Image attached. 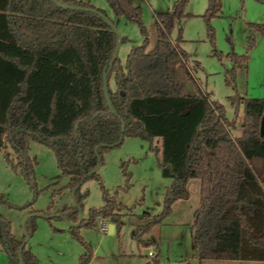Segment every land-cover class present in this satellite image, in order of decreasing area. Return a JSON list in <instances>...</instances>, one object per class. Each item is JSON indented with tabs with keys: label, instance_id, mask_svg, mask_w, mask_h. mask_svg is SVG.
Here are the masks:
<instances>
[{
	"label": "trees",
	"instance_id": "16d2710c",
	"mask_svg": "<svg viewBox=\"0 0 264 264\" xmlns=\"http://www.w3.org/2000/svg\"><path fill=\"white\" fill-rule=\"evenodd\" d=\"M56 1L59 4L0 0V153L11 147L12 152L6 151L7 163L33 184L36 161L28 155L29 141L50 148L60 174L69 179L67 187L74 199L57 216L70 223L79 220L77 207L83 210L86 193L81 186L88 179L99 182L103 204L89 208L78 225L69 227L86 249L79 264H87L92 251L78 228L94 226L98 219L109 220L115 229L120 223L123 206L107 193L97 167L103 164L105 151L121 144L117 143L121 135L148 140L162 177L170 179L161 212L147 215V222L134 232L139 244L154 243L142 236L164 220L176 200L188 198L186 184L194 178L199 180V206L192 228L199 263H264V186L250 164L254 158L264 159V99L238 95L235 82L236 70L246 65L247 55L227 54L233 59L224 72L233 91L228 99L235 115L240 106L243 113L241 134L233 136L235 119L227 118L224 105L211 100L192 75L189 54L179 44L181 30L170 38L176 19L188 15V0H175L169 10L155 13L157 39L151 49H147L141 6L133 0H106L117 19L136 23L144 37L131 46L124 65L116 57L112 67L109 62L118 37L103 18L105 12L90 0ZM220 11L221 0H208L203 16L211 41L214 32L209 21ZM248 25L252 33L264 31V22ZM103 74L111 108L103 91ZM186 84L195 87L193 94L185 93ZM121 167L127 187L130 173ZM4 198L0 194V202ZM38 216L31 210L25 221L29 239ZM24 239L15 236L11 221L0 213V243L10 263L39 264L29 239L21 247Z\"/></svg>",
	"mask_w": 264,
	"mask_h": 264
},
{
	"label": "rangeland",
	"instance_id": "374dc122",
	"mask_svg": "<svg viewBox=\"0 0 264 264\" xmlns=\"http://www.w3.org/2000/svg\"><path fill=\"white\" fill-rule=\"evenodd\" d=\"M175 0H133L142 8V21L148 37L147 49H151L157 39L156 12L167 11ZM96 8L103 10L108 19L115 21L120 36L126 39L120 43L118 61L124 65L132 45L142 43L144 37L138 25L117 19L106 0H90ZM208 0H188L185 11L188 15L176 19L170 32L175 39L181 30L179 42L189 54L188 66L198 87L211 100H218L225 107L228 119H235L233 136L242 131V107L237 114L228 97L232 89L226 85L224 72L233 65L227 54H246L247 63L236 70V92L243 97L264 99V31L252 33L248 23L264 22V0H221L219 15L209 21L213 27L211 41L207 33L204 13ZM253 45L249 47V37ZM195 62H199L195 66ZM110 86L114 89L113 76ZM195 87L186 84L185 93L193 94ZM153 144H158L154 141ZM150 142L139 137H124L121 144L108 149L103 154V164L98 172L100 181L110 196L122 204L120 223L112 233L102 231L99 222L111 224L109 220L98 219L97 224L78 228L79 235L91 248V259L87 264H147L155 258L158 264H200L195 250L192 228L193 215L199 206V180L189 179L186 188L187 199H178L164 220L153 226L142 238L154 243L143 246L133 237L138 226L147 222V215L161 212L165 187L170 179L162 177L157 166L155 153ZM6 151L0 153V194L5 198L0 202V213L12 224L17 238L23 235V219L31 210L40 213L36 218L37 228L29 239V246L38 258L39 264H79L80 256L86 252L80 240L69 232L70 224L57 216L63 206L73 205L67 187L68 177L62 176L56 164L53 151L47 146L29 141L28 155L35 159L34 183L30 184L19 169L14 170L6 161ZM130 173L129 185L121 165ZM264 186V159L250 161ZM86 195L83 200L82 216L89 208L103 204L99 182L88 179L80 188ZM32 202V205L23 208ZM152 253L153 256L149 255ZM0 264H11L0 243ZM202 264H250L227 260H206Z\"/></svg>",
	"mask_w": 264,
	"mask_h": 264
},
{
	"label": "water",
	"instance_id": "95a60500",
	"mask_svg": "<svg viewBox=\"0 0 264 264\" xmlns=\"http://www.w3.org/2000/svg\"><path fill=\"white\" fill-rule=\"evenodd\" d=\"M54 1H55L57 4H59L56 0H54ZM102 16H103V18L107 21L108 25L111 26V27L113 28V31L116 33V35H117V37H118V40H117V43H116V45H115V48H114V51H113V54H112L111 60H110V62H109V67H112V65H113V63H114V61H115V59H116V57H117L118 48H119V46H120V43H121V40H122V36H120V34L118 33L116 27H115V26L113 25V23L111 22V20L108 19V18H107L106 16H104V15H102ZM102 79H103V91H104V95H105V98H106V100H107V104H108V106L111 108L110 101H109V97H108V92H107L106 74H103ZM262 130H263V124H262V126H261V131H262ZM122 138H123V136L121 135V136H120V139H119V141H118L117 143L121 142V141H122ZM99 168H100V166L97 167V169H99ZM72 199H73V197H72ZM73 204H74V199H73ZM77 208H78V211H79V220H78V222H76V223H70V222H69L70 226H76V225H78V224L82 221V219H83L81 208H80V207H77ZM26 219H27V216L23 219V222H22V226H23V235L25 236V239H24V242H23V244L21 245V247H23L24 243H26V242L28 241V239H29V236H28V234H27V232H26V229H25V221H26ZM108 230H109L110 233H112L113 230H114V225H113V224H110V225L108 226Z\"/></svg>",
	"mask_w": 264,
	"mask_h": 264
},
{
	"label": "built area",
	"instance_id": "2783aa9c",
	"mask_svg": "<svg viewBox=\"0 0 264 264\" xmlns=\"http://www.w3.org/2000/svg\"><path fill=\"white\" fill-rule=\"evenodd\" d=\"M99 227L102 231H107L108 230V224L107 223H103L102 221L99 222ZM149 255H152V253L150 252Z\"/></svg>",
	"mask_w": 264,
	"mask_h": 264
},
{
	"label": "crops",
	"instance_id": "0c3cea01",
	"mask_svg": "<svg viewBox=\"0 0 264 264\" xmlns=\"http://www.w3.org/2000/svg\"><path fill=\"white\" fill-rule=\"evenodd\" d=\"M114 230H115V227H114ZM227 261H230V260H227ZM230 262H233V261H230ZM237 262L244 263V261H237ZM247 263H250V264H264L263 262H256V261H247Z\"/></svg>",
	"mask_w": 264,
	"mask_h": 264
}]
</instances>
